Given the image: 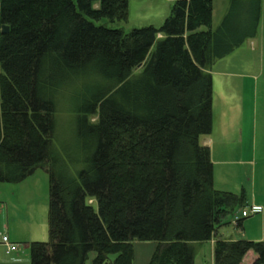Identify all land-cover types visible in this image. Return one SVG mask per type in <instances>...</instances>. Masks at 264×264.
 <instances>
[{"label": "trees", "instance_id": "trees-1", "mask_svg": "<svg viewBox=\"0 0 264 264\" xmlns=\"http://www.w3.org/2000/svg\"><path fill=\"white\" fill-rule=\"evenodd\" d=\"M214 1L175 0L160 28L126 32L96 21L127 20L129 0H0V182L50 175V238L30 242L31 264H134L136 241L157 243L150 264H195L193 243L248 205L215 187L200 138L211 68L256 36L262 0H232L212 30ZM62 91L77 103L64 152ZM250 250L263 264L264 240L219 238L214 264Z\"/></svg>", "mask_w": 264, "mask_h": 264}, {"label": "rangeland", "instance_id": "rangeland-1", "mask_svg": "<svg viewBox=\"0 0 264 264\" xmlns=\"http://www.w3.org/2000/svg\"><path fill=\"white\" fill-rule=\"evenodd\" d=\"M246 2L247 0H241ZM175 0H129L128 19L125 21H111L109 18L96 21L97 24H105L109 27L122 28L129 32L134 28L154 25L160 28L166 18L171 14ZM232 0H215L213 2V23L212 30H216L221 24L224 16L229 11ZM207 26H201L199 30H207ZM162 34H158L161 37ZM254 40L252 45L251 40ZM156 45L151 49L154 51ZM260 66H264V0L261 4V18L255 37L247 39L240 47L229 55L218 59L211 68L213 75V119H215L216 130L220 128L219 112L222 107L221 93L227 89L223 80L231 79L233 82H245V87L233 86L232 101L235 98L246 101L247 112H250V128L254 127V120H257V127L262 115L264 114V83L260 78L257 85H253L247 78L240 76H226L219 71H229L237 73L253 71ZM218 71V72H217ZM63 97L58 98L57 131L55 144L64 152L65 147L74 140L75 118L77 112L73 110L77 104L71 97L69 91H62ZM61 93V94H62ZM228 93V92H227ZM260 134V132H259ZM257 144H264V134L257 138ZM49 202H50V175L48 171L39 167L34 173L20 182H0V234L12 235L6 228L9 226L13 230L11 241H16L18 250H25L26 246L32 241H48L50 238L49 224ZM242 208H237L234 213L229 214L223 224L217 230L224 228L221 233L228 237H242L238 228L233 223L234 216L241 214ZM262 214H253L245 217L244 225L247 220L262 219ZM255 223V222H253ZM261 224V221H260ZM8 235V236H9ZM29 241V242H28ZM153 241H137L136 257L134 264H148V255L151 251L150 245ZM30 262V248H28ZM196 262L199 264H209L210 245L207 241L202 242L195 250ZM91 264V262H89Z\"/></svg>", "mask_w": 264, "mask_h": 264}, {"label": "crops", "instance_id": "crops-1", "mask_svg": "<svg viewBox=\"0 0 264 264\" xmlns=\"http://www.w3.org/2000/svg\"><path fill=\"white\" fill-rule=\"evenodd\" d=\"M251 43L253 45V39L251 40ZM253 46H255V43ZM219 73L226 76H240L247 78L250 83L257 85L260 82V78L264 77V66H260L253 71L249 70L240 73H237L236 71H219ZM222 82L227 89H224L221 93L222 107L219 112L220 128L216 130L217 124L215 123V119H213L212 132L209 135H202L200 141L203 145H207L211 148V156L214 163L215 187L220 190H226L237 194L244 191L247 196L248 205L242 209L248 208L251 205L262 206L263 209L259 212V214H262V219L259 218L258 225V220L252 219L247 220L244 225L243 219L245 217L240 218L242 227H238V225L233 222L238 228L239 234H242V237H228L224 235V233H221L224 228L217 230V236H214L211 240L207 241L210 245L209 264H214V245L219 238L264 240V144H257L258 136L264 134V114L260 121V131L258 129L259 121L257 127L256 118L254 120V127L252 126L250 128V112H247L246 101L237 98H235L234 102L232 101L231 91L233 86L244 88V80L241 83L236 82V84L231 79L223 80ZM261 83H264V78ZM213 111L215 113V106L213 107ZM6 229L13 235V230H11L9 226H7ZM4 235L5 233L0 234V264H31V258L30 262L28 261V248L30 243L26 246L25 250L17 249L8 253L2 240ZM12 235H9V239H11ZM12 242L16 243V241ZM201 243L202 242L193 243L195 250ZM136 244L137 241L134 245L135 257ZM147 245H150L147 246V249L148 247L151 248L147 257L148 264H150L151 258L156 251L157 243H148ZM256 257L257 254L250 250L245 255L241 264H252ZM195 264H199V262H196V257Z\"/></svg>", "mask_w": 264, "mask_h": 264}, {"label": "built area", "instance_id": "built-area-1", "mask_svg": "<svg viewBox=\"0 0 264 264\" xmlns=\"http://www.w3.org/2000/svg\"><path fill=\"white\" fill-rule=\"evenodd\" d=\"M262 209H263L262 206H258V205H251L248 208H244L240 215L236 214L234 216L233 222L237 225L241 217H246V216H249L251 214L259 213L262 211ZM2 240H3L4 245L7 248L8 253L18 249V244L12 242L9 239L8 235H4Z\"/></svg>", "mask_w": 264, "mask_h": 264}, {"label": "water", "instance_id": "water-1", "mask_svg": "<svg viewBox=\"0 0 264 264\" xmlns=\"http://www.w3.org/2000/svg\"><path fill=\"white\" fill-rule=\"evenodd\" d=\"M9 31V26L7 24H3L2 25V29H1V32L2 33H7ZM139 66H142V63L139 64Z\"/></svg>", "mask_w": 264, "mask_h": 264}]
</instances>
